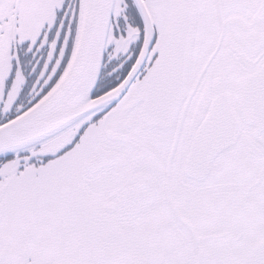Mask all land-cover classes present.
I'll list each match as a JSON object with an SVG mask.
<instances>
[{
	"label": "snow or ice",
	"instance_id": "6c2138e0",
	"mask_svg": "<svg viewBox=\"0 0 264 264\" xmlns=\"http://www.w3.org/2000/svg\"><path fill=\"white\" fill-rule=\"evenodd\" d=\"M0 264H264V0H0Z\"/></svg>",
	"mask_w": 264,
	"mask_h": 264
}]
</instances>
